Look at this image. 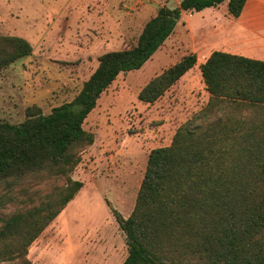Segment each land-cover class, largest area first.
Listing matches in <instances>:
<instances>
[{
    "label": "trees",
    "instance_id": "1",
    "mask_svg": "<svg viewBox=\"0 0 264 264\" xmlns=\"http://www.w3.org/2000/svg\"><path fill=\"white\" fill-rule=\"evenodd\" d=\"M228 3L238 18L247 0H182L162 6L128 49L110 51L71 102L44 114L29 107L19 124L0 121V184L65 177L31 206L0 218V264L27 259L29 247L84 183L71 178L95 141L84 128L102 94L123 73L142 68L174 33L183 12ZM33 52L20 36H0V72ZM191 53L151 79L139 99L153 104L197 64ZM201 72L208 102L150 152L133 213L114 211L126 234L123 264H264V61L214 51Z\"/></svg>",
    "mask_w": 264,
    "mask_h": 264
},
{
    "label": "rangeland",
    "instance_id": "2",
    "mask_svg": "<svg viewBox=\"0 0 264 264\" xmlns=\"http://www.w3.org/2000/svg\"><path fill=\"white\" fill-rule=\"evenodd\" d=\"M180 1L0 0V36H20L33 47L30 56L0 72V121L19 124L29 107L49 114L71 102L103 54L130 48L159 8H176ZM194 15L184 13L142 68L121 73L102 94L84 124L95 141L71 173L84 186L29 247L31 264H123L127 259L126 234L114 211L124 218L133 213L150 152L171 145L178 128L208 102L196 66L157 102L139 99L151 79L206 47L186 26L202 23V16ZM241 46L244 40L234 41L233 52L254 54ZM66 184L65 177L29 180L13 190L0 184V218L16 212L23 200L29 203L24 207L31 206Z\"/></svg>",
    "mask_w": 264,
    "mask_h": 264
},
{
    "label": "crops",
    "instance_id": "3",
    "mask_svg": "<svg viewBox=\"0 0 264 264\" xmlns=\"http://www.w3.org/2000/svg\"><path fill=\"white\" fill-rule=\"evenodd\" d=\"M180 3L177 6H179ZM223 4H226L227 9L224 8ZM223 4L217 7L206 8L200 12H183L182 15V18H184V13H189L190 18H194V14L202 16V23L186 25L192 37L197 36L198 38H203V42L201 43L206 45L205 48L195 53L198 59L196 67L199 68L201 75V65L207 61L214 51H222L264 61V0H247L238 18H234L229 14L227 2ZM207 15L210 16V20L204 21ZM237 40H244L245 46H241V48L249 52H254V54L248 52H240V54H237L233 52V42ZM250 42L254 43L255 46H248ZM190 70L186 74H188ZM184 76L180 80H182ZM206 93L209 100L210 93L207 89Z\"/></svg>",
    "mask_w": 264,
    "mask_h": 264
}]
</instances>
